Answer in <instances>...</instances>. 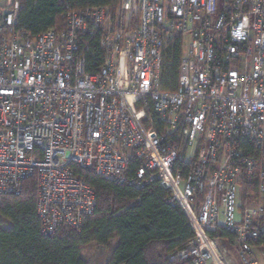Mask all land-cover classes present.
<instances>
[{
    "label": "built area",
    "instance_id": "obj_1",
    "mask_svg": "<svg viewBox=\"0 0 264 264\" xmlns=\"http://www.w3.org/2000/svg\"><path fill=\"white\" fill-rule=\"evenodd\" d=\"M20 7L0 0V200L34 177L42 232L80 230L96 194L72 166L126 182L135 161L131 183L159 182L194 231L171 261L238 264L220 230L239 264H263L264 0H119L37 36L18 29ZM177 42L172 90L162 74Z\"/></svg>",
    "mask_w": 264,
    "mask_h": 264
},
{
    "label": "trees",
    "instance_id": "obj_2",
    "mask_svg": "<svg viewBox=\"0 0 264 264\" xmlns=\"http://www.w3.org/2000/svg\"><path fill=\"white\" fill-rule=\"evenodd\" d=\"M18 29L37 36L48 30L64 31V16L87 9L107 8L114 11L119 0H20ZM87 54L89 71L97 73L104 53L99 43H90ZM180 43L170 49L162 74L165 87L178 84ZM140 165L132 162L128 180L119 182L98 176L92 169L72 166L74 175L92 187L96 194V208L83 220L80 230L62 226L54 235L42 232L37 214V184L30 178L23 192L6 195L0 200V264H91L87 247H96L105 254L106 264H188L171 261V255L183 250L195 234L182 209L170 203V193L159 182L138 186L136 178ZM255 179L245 190L247 195L257 192ZM229 248L231 235L217 231ZM264 248V232L255 243Z\"/></svg>",
    "mask_w": 264,
    "mask_h": 264
},
{
    "label": "rangeland",
    "instance_id": "obj_3",
    "mask_svg": "<svg viewBox=\"0 0 264 264\" xmlns=\"http://www.w3.org/2000/svg\"><path fill=\"white\" fill-rule=\"evenodd\" d=\"M230 251L232 253V258H234L236 263L237 262H238V264L241 263L236 250L234 248L230 247ZM85 256L91 264H106L105 254H101L100 251L94 246L87 247V249L85 251Z\"/></svg>",
    "mask_w": 264,
    "mask_h": 264
},
{
    "label": "crops",
    "instance_id": "obj_4",
    "mask_svg": "<svg viewBox=\"0 0 264 264\" xmlns=\"http://www.w3.org/2000/svg\"><path fill=\"white\" fill-rule=\"evenodd\" d=\"M262 250H259V251H257L256 253H255V255H256V257H257V259L261 262V263H263L264 264V257H262Z\"/></svg>",
    "mask_w": 264,
    "mask_h": 264
}]
</instances>
